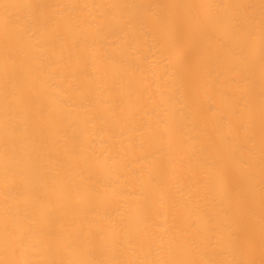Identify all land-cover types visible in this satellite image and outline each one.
Instances as JSON below:
<instances>
[{"label":"bare ground","instance_id":"1","mask_svg":"<svg viewBox=\"0 0 264 264\" xmlns=\"http://www.w3.org/2000/svg\"><path fill=\"white\" fill-rule=\"evenodd\" d=\"M0 264H264V0H0Z\"/></svg>","mask_w":264,"mask_h":264}]
</instances>
